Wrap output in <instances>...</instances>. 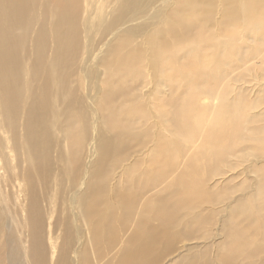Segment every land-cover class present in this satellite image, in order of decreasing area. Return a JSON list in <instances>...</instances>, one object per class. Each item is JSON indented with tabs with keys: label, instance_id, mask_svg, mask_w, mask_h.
<instances>
[{
	"label": "bare ground",
	"instance_id": "1",
	"mask_svg": "<svg viewBox=\"0 0 264 264\" xmlns=\"http://www.w3.org/2000/svg\"><path fill=\"white\" fill-rule=\"evenodd\" d=\"M109 1L0 0L1 264H6L7 259L8 264L24 260L31 264H93L98 259L95 252L103 243L112 251L119 248L122 252L117 261L110 258V264H163V255L172 254L177 242L185 240L177 241L178 237L168 238L167 234L173 214L169 212L166 191L176 162L167 145L168 137L175 133L187 144L182 128L188 127L194 137L216 129V125L209 124L221 117L220 91L206 80L197 82V75H218L222 81L243 66L248 52L246 35L252 42L261 41L264 12L254 7L264 5V0H242L249 8L246 13L234 8L233 0H223L226 8L220 19L243 15L246 23L227 31V43L216 47V52H211L206 42L209 37L204 35L205 25L215 16L210 8L213 0H163L157 11L166 5L168 11L153 19L163 17V23L168 18L180 26L183 34L175 32L176 26L165 24L173 34L170 40L161 38L157 43V54L164 62L147 63L142 80L129 81L143 71L140 68L146 64L144 55L128 53L123 60H117L114 74L131 83L116 89L106 88L100 70L104 67L109 78L106 59L115 56L136 31L150 24L152 18L145 17L159 0ZM37 8L42 32L32 37L31 44L28 32L37 19ZM138 19L143 21L136 23ZM193 32L196 36L190 42V58L184 63L186 55L181 56V52L188 43L183 40ZM220 36L214 39L219 45ZM51 41L53 45L49 46ZM203 49L204 55L198 58ZM48 54L50 62L45 65ZM217 54L221 61L214 62ZM169 56L176 60L173 64ZM158 69L161 78L157 85ZM37 78L42 83L38 84ZM236 84L228 82L227 93L232 95ZM142 89L146 109L134 104L142 99ZM206 99L208 104L197 106ZM117 100L123 103L127 118L113 109ZM72 105L73 111L77 110L76 118L83 119L80 130L68 128L73 117L66 113ZM18 116L21 121L15 124L20 120ZM224 128L228 132V126ZM218 133L213 134L212 147L218 143ZM15 136L25 145L18 148ZM228 141L227 136H221V151L228 148ZM245 142L240 143L245 150L242 153H250L252 149ZM132 145L137 154L144 153L148 146L146 161L127 162L125 153ZM114 168L123 172L110 184ZM182 180L179 176L177 184ZM134 181L139 183L138 190L134 189ZM207 186L203 179L196 189H189V198L183 200L191 204L206 202ZM180 193L184 196V189ZM193 193L195 196L190 195ZM58 203L63 213L59 217ZM132 206H136L135 211ZM10 207L15 215L9 212ZM139 212L142 214L136 216ZM152 221L158 224L154 226ZM219 224L220 237L213 239L216 244L225 241L224 225ZM7 230L8 239L4 237ZM232 230L226 237L229 247L231 239H241L243 234L240 228ZM45 232L48 241L44 239ZM10 245L15 249L9 250ZM200 246L184 248L191 252L192 247ZM230 261L225 259V264Z\"/></svg>",
	"mask_w": 264,
	"mask_h": 264
},
{
	"label": "rangeland",
	"instance_id": "2",
	"mask_svg": "<svg viewBox=\"0 0 264 264\" xmlns=\"http://www.w3.org/2000/svg\"><path fill=\"white\" fill-rule=\"evenodd\" d=\"M162 1L163 0H159L150 7L145 17L152 18L150 24H148L144 30L136 31L135 34L132 35L133 38L131 41L121 48L115 56L106 59L109 78L104 67H102L100 71L103 73L102 79L106 81L105 86L107 89H116L119 88V86L125 87L131 83L129 81L136 82L140 79L142 80L145 77L146 72H144V70L147 68V63L156 60L160 63L164 62L162 56L157 54V43L161 38L167 40L171 39L169 35L172 32L170 29L168 30V26L165 25L166 23L176 26L173 29L177 34H183L182 31H180V26L176 22H172L170 19L165 18L162 23L163 17L160 16L153 19L156 14L166 13L168 11L167 5L165 9L161 8L157 11ZM110 2L111 0L109 3ZM211 3L210 8L214 10L215 16L213 20H210L207 25H205L204 35L209 37V40L206 42L209 43L211 52H216V47L221 48L222 44L225 45L227 43V31L233 30L234 25L237 27L245 25L246 17L240 15L236 19L231 20L225 18V20H221L220 17L226 8L225 2L223 0H213ZM232 5L235 9L241 11L240 13H246V10L249 9L242 0H233ZM254 8L260 13L264 12L263 3ZM34 12L37 19L34 20V24H32L28 32V36H31V44L34 36L42 32L41 26L39 27L38 24V15L40 11L37 8ZM253 14L255 15L254 12ZM142 21L143 19H138L136 23ZM46 26L49 28V23L47 21ZM261 33L262 37L260 42H252L246 35L247 39L245 41V46L248 52L243 59V61L245 60L242 64L243 66L237 69L235 73L230 74L228 79L219 81L220 78L218 75H197V82L206 80L210 85L218 87L220 91L223 100L221 117L218 118V121L213 122V120H211L209 124V126L216 125V129L210 130L203 136L199 133V136L194 137L193 131L188 127L182 128V136L187 138L186 140H189L187 144L182 142V138H178L175 133L174 136L169 135L168 137L167 145L176 162L175 166H172L173 172L169 174V190L166 191V196L168 195L166 201L169 204V212L173 214V218H169L170 224L167 234L168 238H170V236H175L176 238L178 237L177 241L182 239L185 240L179 244L177 242L176 249L172 254L163 255V264H225V259L227 258L231 260L228 264H264V71L262 72L264 69V28L261 29ZM195 36L196 32H193L189 36L186 35L183 40L184 43H188L187 48L181 52V56L184 54L186 55L183 61L184 63H187L188 58H190V42ZM219 36L221 45L214 41V39ZM48 45L52 46V41L49 42ZM82 45H84V38L82 40ZM248 47L250 48L248 49ZM30 51L34 52L32 49ZM204 52L203 49L198 58H201ZM128 53L137 54L139 56L144 55V59L146 60L145 66L140 68L143 71H139L137 74L133 75V77H130L129 81L120 79V76L114 74L116 61L123 60L127 57ZM131 57L132 56H130L129 59ZM169 58L170 64L176 61L171 56H169ZM33 60L34 58L32 61ZM213 61H221L220 54L219 56L217 54ZM49 62L50 58L48 54L45 59V65H48ZM255 70H260V72H255V74L257 73L255 75ZM256 76L260 78V80ZM160 78L161 74L158 69L155 79L157 85L159 84ZM25 80H29V78H25ZM37 81L38 84H40L43 80L41 81L40 78H37ZM228 82L231 84L237 83L235 89L232 91V95L227 93ZM144 91L145 89L140 91L142 99L134 104L146 109V103L144 102L145 97L142 95ZM120 100H117L113 104V109L118 113H123V117L127 118L124 105L119 102ZM205 103L208 104L209 99L200 101L197 106L205 105ZM64 107L65 106L62 105L61 110H64ZM196 112H198V109ZM75 114H77V110L75 109L73 111L72 105L69 113L68 111L66 113L67 117H73L72 126L68 128L71 130L78 128V130H80L83 119L79 117L76 118ZM3 117L5 118V114H3ZM20 118L21 116L17 117L18 120ZM20 121L21 119L15 124L20 123ZM226 125L228 126V132H226L224 128ZM136 130L137 132L141 131L139 125L136 126ZM216 131L219 132L218 137H216L218 143L212 147L213 134ZM153 133L155 134V128ZM222 135H224V138L227 136L229 140L227 142L228 148L224 149V151L220 150L224 142H220ZM14 139L16 140L18 148L25 145L24 141L19 136H15ZM244 141H246L245 145L252 149L250 153H242L245 150L240 147V143ZM192 145L195 147H192ZM232 146H235V148L232 149ZM137 148L140 149L138 145ZM147 148L144 149V153L137 154V152L134 151L135 145H132L129 152L125 153L128 159L127 162L134 161L140 164L142 161H146L147 152H145V150H147ZM238 150L240 152H238ZM197 160H200V162L197 163ZM231 163V168H225V166ZM186 164H188V166ZM189 166H191V168ZM121 172L123 171L119 168H114L110 172V184L116 182L115 177L119 176ZM140 174H142V170H140ZM190 175L193 176L192 179L188 178ZM179 176H182L183 180L181 183L177 184ZM203 179L208 183V186L205 187V195L209 196L206 197L207 201L196 204L184 201L183 198H189V194L186 195V193L190 192L189 189H196V184L202 183ZM178 186L181 188L180 190H178ZM117 187H119V183ZM136 187L137 190L140 188L138 181H134V189ZM183 189L185 192L184 196L180 193ZM179 195H181L182 198ZM190 195L195 196V193ZM176 202L177 204L182 202L184 205L176 206ZM135 207L136 206H132L133 211H135ZM8 210L9 212L13 211L12 213L15 215L16 211L12 207ZM57 211L58 217L63 215L59 203ZM141 214L142 213L139 212L136 216ZM0 215H2L1 211ZM28 219H30L29 216ZM54 220L55 219L52 220V223H54ZM150 223L154 226L158 224L157 221H152ZM219 223L224 225L223 236L225 241L222 243L221 240L220 244H216L214 240L216 238L218 239L221 233L218 232L221 227ZM10 224L11 222L7 223V225ZM231 226L237 229L240 228L243 234L241 239H231L230 243L232 244L230 245L232 246L229 247L226 237L229 238L230 230L231 232L233 231ZM46 232L44 239L48 241ZM60 233V231L57 232V237L60 236ZM9 234L10 232L7 230V236L4 235V237L8 239ZM207 236L209 237L208 239H206ZM59 243H62V241L60 240ZM200 244L201 246L199 248L192 247L193 250L191 252H187V248H184L185 246H196ZM100 248V250L95 252L98 254V259L93 264H110L108 261L110 258H115L117 261L119 254H122V252H119V248L112 251L105 243H103ZM8 249H15V247L11 248L10 245ZM16 254L21 253L17 252ZM160 262L161 261H158L156 264H162ZM18 263L31 264L25 260ZM6 264H8V259ZM52 264H55V262Z\"/></svg>",
	"mask_w": 264,
	"mask_h": 264
}]
</instances>
